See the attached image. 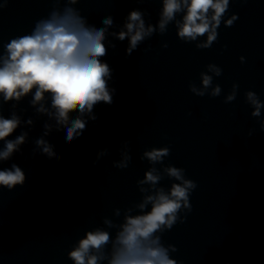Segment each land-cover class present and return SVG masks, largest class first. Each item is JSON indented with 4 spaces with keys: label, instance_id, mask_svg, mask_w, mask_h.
I'll return each instance as SVG.
<instances>
[{
    "label": "clouds",
    "instance_id": "9594fccd",
    "mask_svg": "<svg viewBox=\"0 0 264 264\" xmlns=\"http://www.w3.org/2000/svg\"><path fill=\"white\" fill-rule=\"evenodd\" d=\"M9 2L3 0L0 10ZM51 3L47 16L35 20L30 31L0 40V165L12 161L16 154L23 155V146L29 144L30 133L41 118H46L43 131L31 140V156L61 160L47 137L53 132H66L65 142L73 144L88 130L90 121L98 120L96 108L114 103L113 69L107 62L110 53L117 51L114 41L126 42L125 56L130 57L146 40L166 34L171 24L183 43L209 49L218 41L221 24L232 27L239 18L235 13L229 15L230 0H160L155 24L146 22L145 17L151 16L147 9L134 8L122 24L108 15L102 18V26H97L77 7L81 0ZM239 60L244 63L245 57ZM205 68L199 73L200 85L189 82V91L197 97H219L222 88L213 83V78L221 76L223 70L215 63ZM238 89L239 85L233 83L224 103L233 102ZM244 97L252 108L250 115L264 132V101L252 90ZM25 100L33 112L26 119L28 108L20 107ZM4 105L10 106L7 116ZM252 134L250 130L249 137ZM130 145V140L120 142V158L112 161L113 168L129 167ZM170 154L168 146L151 147L139 154V160H147L150 165L143 178L136 181L140 199L123 209H113L118 220L103 217L100 225L85 230L67 251L72 264H183L172 256L178 251L176 245L166 244L162 237L178 223H185L192 212L190 197L198 185L187 178L185 168L164 164ZM109 155L108 148L98 150L92 165ZM165 178L171 181L170 187L161 184ZM26 181V173L17 163L0 167V189L11 192L24 187Z\"/></svg>",
    "mask_w": 264,
    "mask_h": 264
}]
</instances>
